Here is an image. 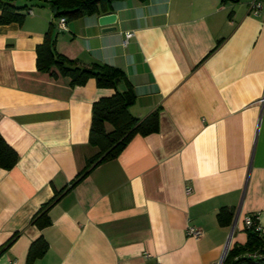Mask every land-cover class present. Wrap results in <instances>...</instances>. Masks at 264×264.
Wrapping results in <instances>:
<instances>
[{
    "label": "crops",
    "instance_id": "1",
    "mask_svg": "<svg viewBox=\"0 0 264 264\" xmlns=\"http://www.w3.org/2000/svg\"><path fill=\"white\" fill-rule=\"evenodd\" d=\"M251 1H118L106 13L117 15L110 32L99 23L106 14L61 30L49 3L15 1L28 7L23 22L0 25V134L18 154L0 170V264H28L40 238L48 249L32 264H219L234 223L230 249L248 241L244 217L259 215L264 228V14ZM48 37L78 67L108 65L126 79L72 86L56 67L39 71ZM129 86L130 113L158 111L159 131L136 135L72 188L100 152L93 105ZM66 188L47 211L51 224H33ZM223 209L229 226L218 221ZM255 252L264 256H243Z\"/></svg>",
    "mask_w": 264,
    "mask_h": 264
},
{
    "label": "trees",
    "instance_id": "2",
    "mask_svg": "<svg viewBox=\"0 0 264 264\" xmlns=\"http://www.w3.org/2000/svg\"><path fill=\"white\" fill-rule=\"evenodd\" d=\"M15 1L0 0V25L23 22L25 15L22 12L27 10L28 7H17ZM38 1L49 3L56 10L57 18L76 20L85 15L106 14L112 10L114 2L124 0ZM139 1L143 2L145 0ZM54 47L55 41L48 37L44 45L38 48V69L41 72H51L52 67H56L61 76L71 79L72 86H83L89 79L94 78L99 88L114 89L120 81L126 79L124 72L116 67L108 65H94L91 69L78 67L74 61L56 53ZM52 74L58 76L56 73ZM135 101L136 95L129 86L127 92H116L113 96L102 98L93 105L90 142L93 146L98 147L100 152L96 157L87 161L84 171L72 181V188L81 182L94 167L118 157L136 135L148 136L159 131L158 111L153 112L145 119L136 118L130 113V108ZM107 123L113 127L110 132L106 130ZM17 162L18 154L0 134V170H11ZM67 190L68 188L57 192L47 204L43 205L40 212L33 218L32 223L39 228L50 225L51 221L47 216V211ZM218 221L222 226H229L232 221L231 213L227 209L221 210L218 214ZM245 230L248 233L247 243L243 246H233L223 264H264V256L260 259L243 256L247 252L256 250L264 253V240L259 233L246 228ZM16 238L17 235L8 242V245L14 242ZM47 249L48 245L43 238L33 242L28 254V264H32Z\"/></svg>",
    "mask_w": 264,
    "mask_h": 264
},
{
    "label": "built area",
    "instance_id": "3",
    "mask_svg": "<svg viewBox=\"0 0 264 264\" xmlns=\"http://www.w3.org/2000/svg\"><path fill=\"white\" fill-rule=\"evenodd\" d=\"M250 7V12L258 17L264 14L263 8H262V3L258 0H253L249 4ZM66 18H61L60 23H59V29L65 30L66 29ZM133 36L132 33H128L126 35V40L124 41V45L128 43V40ZM191 192V189H188V193ZM244 227L246 229L254 230L255 232L259 233V235L263 238L264 240V228L260 225L259 222V215H249L244 217L243 220ZM188 235L195 237V238H200L202 236V231L200 229H197L195 227H191L188 229ZM246 258H252V259H260L262 255L259 253H250L245 255ZM15 264V263H14Z\"/></svg>",
    "mask_w": 264,
    "mask_h": 264
},
{
    "label": "water",
    "instance_id": "4",
    "mask_svg": "<svg viewBox=\"0 0 264 264\" xmlns=\"http://www.w3.org/2000/svg\"><path fill=\"white\" fill-rule=\"evenodd\" d=\"M116 21H117V15L116 14H106V15H103V16H101L99 18L100 25L103 26L107 32L116 30L115 27H112L116 23ZM235 225H236V223H234V225L232 227V231H231L228 243L226 245L223 257H222L221 261L219 262V264H223L224 263V261L226 259V256H227V254H228V252L230 250V244H231L233 232H234V229H235Z\"/></svg>",
    "mask_w": 264,
    "mask_h": 264
},
{
    "label": "rangeland",
    "instance_id": "5",
    "mask_svg": "<svg viewBox=\"0 0 264 264\" xmlns=\"http://www.w3.org/2000/svg\"><path fill=\"white\" fill-rule=\"evenodd\" d=\"M22 2V1H21Z\"/></svg>",
    "mask_w": 264,
    "mask_h": 264
}]
</instances>
